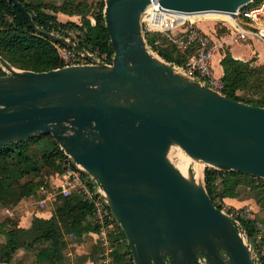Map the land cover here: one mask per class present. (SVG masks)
I'll list each match as a JSON object with an SVG mask.
<instances>
[{"label":"water","instance_id":"obj_1","mask_svg":"<svg viewBox=\"0 0 264 264\" xmlns=\"http://www.w3.org/2000/svg\"><path fill=\"white\" fill-rule=\"evenodd\" d=\"M9 1L36 28L25 5ZM150 1L105 0L108 64L34 71L0 55V146L52 134L101 183L134 264H259L242 226L169 151L177 145L212 168L264 178V107L230 98L155 53L142 26ZM158 1L184 13L232 14L253 0Z\"/></svg>","mask_w":264,"mask_h":264},{"label":"trees","instance_id":"obj_2","mask_svg":"<svg viewBox=\"0 0 264 264\" xmlns=\"http://www.w3.org/2000/svg\"><path fill=\"white\" fill-rule=\"evenodd\" d=\"M19 1L31 14L36 28L30 26L25 14L13 2L0 0V55L13 66L34 71H48L61 67L63 64L57 44L64 45L65 38H70L79 49H98L109 54L114 53L105 25V0H101L98 9L82 16V23L60 22L54 15L44 11L40 4L32 0ZM261 1L253 0L252 4ZM54 10H62L69 15L75 14L62 7ZM149 34H152V41L149 39ZM146 40L165 60L179 65L187 61L186 56L177 54L175 47L174 50L171 49L172 47L168 48L172 43L167 45L168 41L163 34L148 33ZM221 65L224 69L223 93L246 103L236 92L244 89L250 78L258 74L255 71L260 73L264 70V66L251 69L249 62L236 59L230 53L224 55ZM5 74L6 71L0 66V75ZM253 105L264 107V100ZM70 161L68 154L50 133H42L38 137L0 146V201L15 205L24 198L36 196L37 188L34 187L33 182L23 181L24 178L39 173L41 166L58 168L57 170H61L60 167L63 166L62 171H64ZM202 176L201 170L199 178L202 179ZM221 176L223 180H227L248 175L228 169L218 170L211 167L205 169L207 191L212 201L220 208L222 206L217 203L214 191L215 182ZM234 181H236L234 185L239 183L238 178ZM93 211L94 206L89 200L84 199L81 194L73 193L56 202L51 217L37 216L29 227L20 228L19 224L3 220L0 222V235L5 237V241L0 242V263L13 264L19 249H34L42 244L35 259L27 264H65L67 235L81 239L85 234L99 231V226L92 224ZM241 223L248 241L251 244L257 242L258 229L254 220L243 219ZM111 237L113 242L116 241V246L120 244L115 249L113 264H134L123 229ZM258 243L264 244V235ZM122 248H125L124 252L120 251ZM86 258H89L88 254L81 257V264H84ZM94 261L97 263L95 258ZM261 263L264 264V255L261 257Z\"/></svg>","mask_w":264,"mask_h":264},{"label":"built area","instance_id":"obj_3","mask_svg":"<svg viewBox=\"0 0 264 264\" xmlns=\"http://www.w3.org/2000/svg\"><path fill=\"white\" fill-rule=\"evenodd\" d=\"M252 3L253 1L232 14L223 13V17L218 18L221 27L225 28L229 34L223 40V44H226L228 40L242 42L261 40L264 42V0L257 4ZM205 13L211 12L184 13L166 9L161 6L158 0H151L142 17L143 31L145 37L148 33L164 34L165 38L175 44L180 53L187 57V61L182 65L168 62L199 82L223 93V81L216 75L213 67L215 42L200 26L201 22L217 21L204 19L199 15L191 17V15H204ZM93 22L95 21L93 20ZM65 41L73 43L70 38H65ZM150 47L157 53L151 45ZM57 49L63 64L61 67L97 63L108 64L113 57V54H109L107 51L79 49L77 46L73 48L66 43L64 45L57 44ZM69 158L71 161L67 164L66 170L60 173L56 188L53 190L47 187L37 189L35 197H39L38 207L44 211L51 207V201L58 196V192L61 197L78 193L84 199L89 200L94 206L93 221L99 226L96 235L104 254V259L101 260L103 261L102 264H111L110 255L113 250L111 236L119 233L122 227L109 206L101 183L90 176L82 166L77 165L70 156ZM221 209L237 220L240 225L241 220L247 217L244 210L227 211L225 207ZM2 211L6 215L13 213L9 207H4ZM250 246L252 245L250 244ZM256 258L259 264H262L260 257L256 256ZM200 261L201 264H208L203 257L200 258ZM167 264L170 263L167 261Z\"/></svg>","mask_w":264,"mask_h":264},{"label":"rangeland","instance_id":"obj_4","mask_svg":"<svg viewBox=\"0 0 264 264\" xmlns=\"http://www.w3.org/2000/svg\"><path fill=\"white\" fill-rule=\"evenodd\" d=\"M32 2L36 4H40L44 8V11L49 12L51 15H54V17L58 19V21H62V22L74 21V22L82 23V16L90 13L91 10L93 11L94 9H98L100 7L101 0H32ZM61 7L65 9L67 8L68 9L67 11L74 12L75 14L69 15L68 13L62 10H60L62 11L60 12V14H57V11L59 10H54V9L56 8L60 9ZM61 13H65V15ZM211 13L215 14V16L203 17V18L215 19L218 23L214 22V20H209L208 22H201L200 26H202V28H205L206 30H212L211 28H213L212 32L214 37L216 38L221 39L222 36L228 37L229 35L228 31L225 28L221 27V22L218 19L223 17V15H221L223 13H217V12H211ZM197 15L200 14H195L191 16H197ZM151 35L152 34H149L150 41H152L153 39ZM169 43L172 42L171 41L166 42L167 45H169ZM257 44L259 46V43H256L255 47H258ZM169 46H170L168 47L169 49L171 47H172L171 49H173V47L176 48L175 44L173 43L172 45ZM223 49H224L223 50L224 55L230 53L229 48L227 49L226 46H224ZM247 49H249V47ZM176 50L178 51V53L176 52L177 54H181L182 56H185L182 53H180V51L177 48ZM258 54L259 52L254 53V55L250 60L247 59H239V60L243 62H249L251 69H256L258 67L261 68L264 66V56H261V59L259 60ZM255 72L258 74L250 78V80L247 83V86L244 89H239L236 92V94L239 95L241 98H243V100L246 101V103L250 102L248 104L251 105L264 100V70H261L260 73L258 71ZM177 152L179 153L183 152V154L187 155V153L181 147L174 145L169 151V159L173 164H177L179 161V156H178L179 153ZM56 164L58 163L56 162ZM207 167L210 166L202 161H198L192 158L186 175L188 177L191 176L195 177L198 169H201L203 171V176L201 180L203 184L206 185L205 169ZM57 169L58 168L56 169L48 168V167L43 168L41 166V170L39 173L25 177L23 181L33 182L34 187L39 190L42 187H47L50 190H53V188H56L57 184L59 183L60 173H63L65 171V170L62 171L63 166L60 167L61 170H57ZM218 170H222V169H218ZM224 173L226 172H223V174ZM222 176L219 177L215 182V191H214L215 199L217 203L220 204L222 207H225L227 211H231L234 209L244 210L247 213L246 215L247 217H245V219L254 220V222L256 223V227L258 229L257 242L255 241V243L251 244V242L248 241V243L252 245L251 247L255 256L260 257L261 259V257L264 255V244H259L258 241H260L264 235V178L248 175V176L229 178L227 180L226 179L223 180ZM237 178L239 180V183L237 185H234V183H236V181L234 180ZM60 198L62 197L59 196V192H58V196L51 201L50 204L51 207H49L45 211L38 207L37 203L39 197H27L26 203L23 202L22 199L15 205L10 203L6 204L3 201H0V222H2L3 220H10L13 222V224H19L18 226L20 228H26L27 226L29 227L32 224V221L35 217L38 216V217L48 218L50 216L49 214L52 215V213L54 212L55 204ZM21 202L23 203L22 206L20 205ZM8 205H13V206H8ZM4 207H9L12 211H14L12 215H6L5 213L1 214V210ZM19 221H22V223L20 224ZM92 224L95 225L96 223L92 222ZM96 236L94 235L91 237L85 236V238L83 236L81 239H78L75 238L73 235H67L66 240L68 242V246L65 251V264H81L80 260L81 257L84 256L83 252L84 251L86 252L88 250H89L88 252H90L88 256H92L93 258L96 257V261H97L96 264H102L103 261L101 260L104 259L103 258L104 254L101 251L102 247L100 246ZM0 240H5L3 235H0ZM77 241H82V242L79 245ZM41 245L42 244H40L34 249L21 248L16 253L13 264H27L29 262H32L35 259L36 253ZM119 246L120 244L116 246V241L114 242L112 241L113 250L110 255L112 260L111 264H113L114 261L115 249L116 247ZM120 251L124 252L125 248L120 249Z\"/></svg>","mask_w":264,"mask_h":264},{"label":"crops","instance_id":"obj_5","mask_svg":"<svg viewBox=\"0 0 264 264\" xmlns=\"http://www.w3.org/2000/svg\"><path fill=\"white\" fill-rule=\"evenodd\" d=\"M60 12H62V11H58L57 14H60ZM61 14L65 15V13H61ZM60 22H62V21H60ZM211 29L213 30V28H211ZM203 30L206 31L209 34V36L214 39L215 46H213V67H214L215 73L217 72L216 75L221 79H222V76L224 74V69H223V66L221 65V60L224 57V51H223L224 46H226L227 49L229 48V52L236 59L250 60L252 58V56L254 55V53H256V52H259V54H258L259 60L261 59V56H264V42L261 40H253V41H249V42L228 40V42L226 44H223V42H224L223 40L225 39V37L222 36L221 39L216 38V37H214L212 30H206L205 28H203ZM256 43H259V46L257 44L258 47H255ZM248 47H249V49H247ZM222 51H223V54H222ZM26 200H27V198L23 199L22 201L26 203ZM21 203H20V205L22 206L23 203L22 204ZM3 213L4 212L1 210V214H3ZM49 215H50L49 217L52 216L51 214H49ZM19 222H20V224L22 223V221H19ZM93 235L96 236L95 232H90L88 234H85L84 238H85V236L91 237ZM94 240H93V242H94ZM4 241L5 240H0V242H4ZM82 241H77V243L80 245V243ZM88 251H86V252L84 251L83 252L84 255H86V254L89 255L90 252H88ZM92 258H93L92 256H89V258H87L86 261H84V264H96L94 261V258L96 260V257H94L93 259ZM0 264H3V263H0Z\"/></svg>","mask_w":264,"mask_h":264},{"label":"bare ground","instance_id":"obj_6","mask_svg":"<svg viewBox=\"0 0 264 264\" xmlns=\"http://www.w3.org/2000/svg\"><path fill=\"white\" fill-rule=\"evenodd\" d=\"M221 15H223V14H221ZM199 16H202V17H210V16H215V14H213V13H209V14L205 13L204 15H201V14H200ZM191 17L193 18L194 16H191ZM196 17H197V16H196ZM177 153H179V152H177ZM179 154H180V155H179ZM179 154H178V156H179V161H178V163L176 162L177 164H175V166H176V167H177V168H178L183 174L186 175L192 157H190V156H188V155H186V154H183V152H181V153H179ZM200 171H201V169H198L197 174L195 175V179H196L197 182H202V180L199 178Z\"/></svg>","mask_w":264,"mask_h":264}]
</instances>
